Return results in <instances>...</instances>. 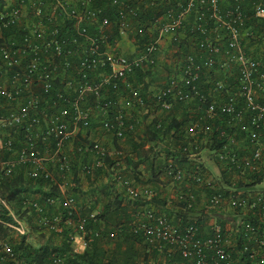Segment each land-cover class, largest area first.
Segmentation results:
<instances>
[{
  "label": "built area",
  "instance_id": "obj_1",
  "mask_svg": "<svg viewBox=\"0 0 264 264\" xmlns=\"http://www.w3.org/2000/svg\"><path fill=\"white\" fill-rule=\"evenodd\" d=\"M93 1L16 0L0 10V30H13L9 42L0 43V184L25 167L30 179L56 186L60 198H47L44 205L28 200L22 209L34 211L36 225L47 233L76 228L67 238L71 252L80 254L91 242L87 223L94 214L82 216L67 193L73 185L70 141L95 114L101 117L99 130L122 140L125 118L135 107H145L146 100L164 111L175 102L197 100L202 114L188 129L198 140L193 148L215 144L214 162L224 179L205 175L200 161H194L188 176L172 165L165 173L175 183L187 179L211 191L207 210L225 202L232 212L247 215L232 230L213 220L211 233L200 236L198 220L183 216L173 225L148 209L132 231L151 246L176 250L189 264H264V47L256 55L246 49V40L255 34L246 28L249 17L241 0H229V7L223 0H107L106 9L92 7ZM142 8L159 13L144 19ZM252 12L264 19L263 6L255 5ZM185 34L189 52L173 64L161 87L143 96L140 87L130 85L131 76L155 69L161 52L178 46ZM123 41L128 42L126 53ZM101 144L77 147L83 158L91 156L79 164V176L93 177L106 158L119 166L121 152ZM115 178L129 200L155 196L151 188ZM177 197L180 211L192 212L194 195L188 191ZM2 204L13 220L4 225L17 237L25 235L27 224ZM48 207L61 208L65 217L48 216ZM13 245L0 239V264H17ZM64 258L52 254L47 264H65Z\"/></svg>",
  "mask_w": 264,
  "mask_h": 264
},
{
  "label": "trees",
  "instance_id": "obj_2",
  "mask_svg": "<svg viewBox=\"0 0 264 264\" xmlns=\"http://www.w3.org/2000/svg\"><path fill=\"white\" fill-rule=\"evenodd\" d=\"M106 2L107 0H94L91 5L92 7H104L106 9ZM240 4L241 9L249 17L246 22V28H249L255 34L254 37L246 40V49L249 54L256 55L259 47H264L262 38L264 37V19L255 18L252 15V10L255 5L264 7V0H241ZM2 5L3 0H0V6ZM222 5L229 7L231 3L229 0H223ZM108 10L112 11L113 9L110 7ZM141 13L143 18L147 19L150 16L157 15L159 11L155 8L147 10L142 8ZM110 15H112V12ZM111 20H114V17L111 16ZM144 21L142 23L148 25L149 21ZM89 31L94 32L95 29L90 27ZM2 34L3 40L0 43L4 41L7 43L9 42L7 37L10 36L11 39L13 30H3ZM186 34L180 38L177 46L183 53L182 56H185L190 48V41L187 39ZM156 68L149 72H136L129 78L130 85L132 87H140L142 95L145 96L147 90L151 88L146 83V79L154 76ZM167 71L169 73L170 70ZM121 89H124L122 85ZM200 107V103L197 100H193L189 103L175 102L169 111H164L158 105L155 106L152 102L146 100L145 107L132 109L129 116L125 118V126L128 129L124 131L123 139H117L112 132L109 133L113 138L112 147L101 144L104 147L121 152V155H119L121 158L120 164L115 167L114 160L106 158L104 159L103 168L97 170L93 177H84L85 180L94 179V182L98 186L100 185L98 188L101 193L97 195L96 200L91 199L90 203H85L84 205L79 204L83 203L84 192L80 187L81 178L78 175V167L81 162L90 160L91 156L83 158L76 150L79 146L92 144L88 134L89 132L94 133L93 131L100 126V123L94 124V120L91 119L89 127L81 129L77 136L70 141L69 144L73 148V151L69 154L73 158L71 160L73 185L68 186L67 193L77 202L82 216L94 214L93 220H89L87 223V229L92 232L91 242L80 254L71 252V246L67 238L69 232L67 230L62 234H55L59 238L56 244L47 242L44 245H34L27 241V233L20 237L16 236L17 239L9 238V233H13V231L4 224L13 223V220L9 215L10 212L3 206L2 202L8 206L14 216L27 224V232L29 228H33L38 234H44L47 232L36 225L37 214L28 208L22 209V203L28 200H36L44 205L47 198L57 199L61 197L57 187L49 181L30 179L27 176L25 167L16 170L12 178L0 184V239H8L14 243L13 249L19 255L17 264H47L52 254H59L65 257V264H189L176 250H172L168 246L157 248V246L162 244L151 246L142 234L133 233L132 229L139 221L135 222L130 218L127 213L129 208L135 205L136 201H141L138 203L139 205L141 203L142 205H147L145 211L139 212L140 216L143 215V217L146 211L152 208L147 203H144L142 199L129 200L123 186L118 184L117 180H114L112 176L114 174L120 175L121 178H127L125 180L133 186H137L138 184L142 185L140 180L134 179L139 175L137 172L139 166H144L145 170H149L150 184H156L161 174L164 173L166 175L165 172L169 165L184 171L187 176L191 174L194 164L188 161L187 155L202 151L204 148L210 152L213 150L209 144L210 142H206L204 144L201 143L198 150L195 151L193 143L198 144V140L188 132L189 126L202 114ZM147 114H160V116L152 118L147 123ZM109 116L112 118L111 114ZM129 126L132 127L131 130ZM126 144L129 149H126ZM147 145L148 148L145 149ZM183 162H187L188 165L182 166ZM107 169H110L109 174L106 173ZM103 175L107 176L108 182L100 181ZM115 185L122 187L124 196L121 197V194H116L118 191L115 189ZM97 204H102L103 209L100 212L95 211ZM123 204L124 206H122ZM152 210L155 211L154 209ZM46 212L48 216L58 214L65 217V211L61 208L48 207ZM186 214L181 212L178 218H183V216H187ZM141 221H144V218ZM102 224L104 227L101 226ZM49 235L54 234L49 233ZM111 235L114 236L111 237ZM151 260L155 262L150 263Z\"/></svg>",
  "mask_w": 264,
  "mask_h": 264
},
{
  "label": "crops",
  "instance_id": "obj_3",
  "mask_svg": "<svg viewBox=\"0 0 264 264\" xmlns=\"http://www.w3.org/2000/svg\"><path fill=\"white\" fill-rule=\"evenodd\" d=\"M124 52H126L127 50V46L123 47L122 49ZM162 55V54H160ZM160 57V60L161 61ZM165 64H163L165 66V68H167V70H171V68H173V64H170L171 62L168 60H165ZM168 72V71H167ZM166 72V73H167ZM163 75L160 71L156 72V75L154 76L155 78H157V75ZM165 80H163V82H161L160 85H163ZM156 81H152L151 82V86L155 83ZM158 84V83H156ZM147 123H149L151 121L152 118L154 117H158L160 116V114H147ZM93 123H100L101 117L98 114H95L94 118H93ZM98 130V131H96ZM94 133L91 134V137L89 136V139L92 138V141H98L100 143H103V141H107L108 145H111L113 143V138L112 135L107 133V132H103V131H99V127L95 128V131H93ZM108 137V138H106ZM104 144V143H103ZM211 147L215 148V144H211ZM127 145V144H126ZM126 149H129V146H125ZM148 148V145L145 147V149ZM213 150L210 152L207 149H203L196 158H192L189 159L188 161H191L192 164H194V161H200V165L203 169V173L205 175H209V177H215L217 178L216 175H212L211 173V165L212 162L209 163L207 158H205L206 154L208 153L209 156H212L213 160L215 161L214 158V154H213ZM207 161V162H206ZM216 164V163H215ZM183 165H188L187 162H183L181 164ZM210 166V168H209ZM217 166V165H216ZM146 168L144 166H139L137 172H138V177L134 178L135 180H140L142 182V185L138 184L137 186H135L138 189H141L143 187H148L154 190L155 192V196L149 198V200H145L142 199L144 201V203H147L152 209H154L157 213H159L160 215H164L166 217V219L168 220L169 223L176 225L178 224V220H179V216L181 215L180 212V208H179V203L177 200V195L179 193H185L190 191L194 197H195V203H194V208L192 210V212L186 214L187 217L189 219H196L198 220V225L200 228V236H207L208 234H210V229H209V223L212 222L213 220L218 221L224 229L226 230H232L234 227L233 225L240 219L239 217H245L247 215L246 212H232L230 209H228L227 204L224 202V205L221 207H217L214 208L213 210H207L204 206L205 201L207 200V198L209 197V195L211 194V191L206 190L202 187H198L196 185L191 184L189 181H183L181 183H175L172 181V179H170L167 175H165L164 173L161 174L160 177H158V182L156 184H150L149 180H150V175H149V170H145ZM113 179L115 180V174L114 176H112ZM127 178L122 177V180L124 181ZM132 179V178H130ZM117 180V179H116ZM100 181H103L104 183L108 182V178L107 176L105 177L104 175L101 177ZM93 180H85L84 181V188H83V196L84 199L83 200V204L85 203H90L89 201L91 199L96 200L97 199V195L101 194L100 190H99V186L96 182H94ZM120 184V183H118ZM115 189L118 191L116 194L120 195L121 197L124 196L122 194L123 190L122 187H120V185H115ZM142 201V202H143ZM141 201H136L135 205H133L132 207L129 208L128 210V214L130 216L131 219H133L135 222L139 221L141 222V220L143 219V215L140 216V211H145L147 208V205L142 203L139 205L138 203ZM124 206V204L122 205ZM102 204H97L96 205V212H100L102 210ZM140 217H139V216ZM232 218V219H231ZM102 227H104V225H101ZM155 261L151 260L150 263H154Z\"/></svg>",
  "mask_w": 264,
  "mask_h": 264
},
{
  "label": "rangeland",
  "instance_id": "obj_4",
  "mask_svg": "<svg viewBox=\"0 0 264 264\" xmlns=\"http://www.w3.org/2000/svg\"><path fill=\"white\" fill-rule=\"evenodd\" d=\"M15 1L16 0H3V5L2 6H0V10L2 9V8H4L5 6H9V5H12V4H14L15 3ZM28 20V19H27ZM2 35V38H3V34H2V31L0 30V36ZM9 37V36H8ZM7 37V38H8ZM14 38V37H13ZM16 39V38H15ZM0 41H2V40H0ZM125 46H127V48H128V42H126V41H123L122 43H121V48L122 47H125ZM178 50V51H177ZM126 53V52H125ZM161 54L162 55H160V57H162L161 58V61H159V64H158V66H157V68H156V70H155V72H154V76L156 75V72H158V71H160L163 75H160V74H158L157 75V78H155L154 76L153 77H150V78H147L146 79V83L148 84V85H150L151 84V82L152 81H156L152 86L150 85V87L152 88V89H155V88H158V87H160V86H162V85H160L161 84V82H163V80H165V78L167 77V75L169 74V73H171L172 71H173V68H171V70L169 71V73L167 72V69L165 68V66L163 65V64H165L166 62H165V60H168V61H170L171 63L170 64H176V63H178L182 58H183V56H182V52L179 50V47H177V46H169L168 48H165V51L163 50L162 52H161ZM160 57H159V60H160ZM167 72V73H166ZM156 83H158V84H156ZM91 132H89V134H88V137L90 136L91 137ZM106 138H108V137H106ZM90 140H92V138H90ZM103 143L104 144H106L107 146H109V147H112V144L111 145H108V142L107 141H103ZM71 145L70 146H68V149H71ZM205 158H207V160H208V162L209 163H211L212 162V165H211V173L210 174H212V175H216V176H218L219 177V179L221 180V179H224V177L223 176H221V175H219V170H218V168L216 167V165H215V162H214V160H213V158H212V156H209L208 155V153L206 154V156H205ZM207 162V161H206ZM209 168H210V166H209ZM106 173L107 174H109L110 173V169H107L106 170ZM80 180H81V184H80V187H81V189L83 190V188H84V181H85V179H84V177H82V175H80ZM223 181H225V180H223ZM219 183H220V185H221V187H223V185H222V183L223 182H221V181H218ZM224 184V183H223ZM78 203H79V201H78ZM80 205L82 204V205H84L83 203H79ZM232 219V218H231ZM35 229H33V228H29L28 229V232H27V235H28V237H27V241H29V242H31L32 244H34V245H44V244H46L47 242H51V243H53V244H56L57 242H58V240H59V238L54 234V235H49V233H44V234H38L36 231H34ZM66 230L69 232V233H74L75 232V230H76V228H74L73 226H71V227H69V228H66ZM65 230V231H66ZM10 237H12V238H16L17 239V237H16V235L14 234V233H9V238Z\"/></svg>",
  "mask_w": 264,
  "mask_h": 264
}]
</instances>
